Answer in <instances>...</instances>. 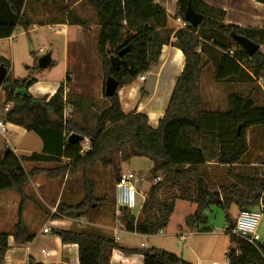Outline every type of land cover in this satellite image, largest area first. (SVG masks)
I'll return each instance as SVG.
<instances>
[{
    "label": "trees",
    "instance_id": "1",
    "mask_svg": "<svg viewBox=\"0 0 264 264\" xmlns=\"http://www.w3.org/2000/svg\"><path fill=\"white\" fill-rule=\"evenodd\" d=\"M78 1L69 0L70 3ZM254 1L264 4V0ZM86 3L94 12L92 20L73 13L67 19L71 25L89 27L95 23L100 27L97 52L104 69L103 92L108 106L99 112L93 111L91 98L71 90L69 75L49 100L34 98L29 93L37 83L30 77L9 76L1 89L6 101L14 103L3 120L37 135L42 141V152L18 156L6 148L0 154V194L16 191L22 198L13 233L0 234V264H5L10 236L17 245L35 239L23 220L24 189L33 177V172L28 173L24 168V162L65 161L62 170L74 174L79 169L88 171L96 164L119 172L121 164L133 158L151 160L152 178L162 175V181L149 190L138 216L126 209L121 212L126 231L139 235L154 236L167 229L178 200L196 206L195 212L186 219L191 230L207 225V213L212 207L229 211L235 206L240 213L264 207V162L255 161L251 168L243 162L249 152V131L264 126V105L256 104L255 90L246 96L232 93L228 96L229 110L221 113L204 110L201 94V77L210 63L214 64L220 82L261 81L264 91V54L259 51L250 58L233 39V35H238L263 46L264 29L226 24V13L202 0H178L177 18L183 19L190 6L203 16V21L198 28L176 31L168 27V14L156 0H86ZM23 4V0H0V40L12 37L18 24L27 28L21 14ZM170 45L183 53L185 66L165 116L154 129L146 115L123 112L118 92L157 66L162 49ZM125 49H129L123 57L128 70L115 72L110 57ZM206 55L209 61L203 63ZM0 65L9 69L3 59ZM110 77L117 81L118 90L107 98L105 83ZM67 108L71 109L70 119L65 118ZM72 134L90 140L89 151L82 153V144H70L68 138ZM212 165L225 170L224 179H209L208 169ZM164 190L166 196L161 198ZM98 202L93 187L88 188L80 204H60L59 214L53 218L86 217L98 210ZM236 219L226 216L227 234L230 244L235 246L226 253L228 264H264V242L253 246L232 235ZM53 234L64 245L78 246L80 264H110L114 250L141 253L144 264H191L156 248L123 249L113 238L80 230H54ZM29 264L39 263L30 260Z\"/></svg>",
    "mask_w": 264,
    "mask_h": 264
},
{
    "label": "crops",
    "instance_id": "2",
    "mask_svg": "<svg viewBox=\"0 0 264 264\" xmlns=\"http://www.w3.org/2000/svg\"><path fill=\"white\" fill-rule=\"evenodd\" d=\"M202 1L208 6L224 11L226 13V24L236 25L241 28L264 29V4L257 3L254 0ZM23 2L21 14L25 24H27V28L18 24L12 37L0 40V59H3L9 66L8 77L10 76L13 79H27L14 77L16 55L13 48V41L17 38L18 32L20 33V31H22L23 34H29L31 29L53 28L55 34L48 38L50 42L49 46L54 49V52L50 53V65L55 64L57 61L55 56L60 57L63 55L62 61L65 67H67L66 77L69 75L72 80V87L82 89L91 84L101 85L104 78V69L98 52L95 54L96 56H93L95 52L94 45H97L95 38L96 35L100 33V27L95 23H92L89 27L71 25L67 19L68 14L73 13L78 17L92 20L94 12L87 5L86 0H79L76 3H70L69 0H23ZM177 2L178 0H156V4L162 7L168 14V27L174 31L178 30V24L176 22ZM90 43L92 47H89ZM31 49L32 53L36 52L33 47ZM260 51L264 54V45L261 46ZM40 53H44V51ZM93 65L98 73L95 77L91 76ZM184 66L185 57L183 53L171 45L165 46L162 49L158 65L154 66L148 74L144 75V81H140L139 79L118 92L123 112L125 114L133 112L142 113L148 117L149 125L157 129L160 121L165 116L177 80L182 75ZM66 77L62 83L65 82ZM62 83L50 85L47 83L42 84L37 81V83L29 89V93L34 97L38 96L40 98H48L49 100L55 95ZM259 85L263 88L261 81H259ZM163 97H166V102L164 106L160 107ZM7 124L10 128L9 134L17 135L18 139L32 135V133H28L22 127L10 123ZM4 139L6 148L11 149L12 146L15 147V144L11 146L6 136ZM87 144L88 140L82 144V148ZM89 145L90 144H88V146ZM12 151L17 154L15 149ZM257 160L258 159H255V161ZM25 163L26 162H24L23 165L24 168L27 169ZM41 187L42 184L32 182V187L30 190L28 189V191H26V194L40 203V209L45 210L43 207H48L50 209V215L47 216L46 212L44 213L43 210L39 211L37 208L33 207V205L24 209V223L30 233L35 236V239L31 243L17 245L14 238L10 236L8 239L9 250L6 253L5 264H29L30 260L39 264H80L78 246L62 244L60 238L53 234L54 230H80L91 234L106 236L113 238L121 248L127 250L144 251L151 248L163 250L159 247L148 245L147 240L152 236L128 232L125 229V225L124 230L127 235L120 237L117 229L106 223V218L109 217L110 219L109 215H111L106 211L102 213L97 210L86 217L75 219L69 217L54 219L53 216L58 214L57 208L61 204L62 195H60L56 203L52 205V196H46L42 192ZM12 192L13 191H9L0 194V207L4 199L6 203L8 200L12 202L11 200L14 198ZM54 195L55 197L57 196L55 191ZM14 202L16 203V200H14ZM261 208L263 209L264 207ZM120 209L121 208L117 206L116 215L121 214L122 211ZM16 222L17 221L13 219L10 221V231L4 230L0 224V234L11 235ZM45 229H49L50 232L45 233ZM160 233L162 234V231ZM173 234H177L182 243L187 242V235L179 233ZM183 235L186 238L184 241L181 240ZM138 237H142L144 240L141 241L140 247H133V245H131L132 240ZM43 251L49 252L51 254L50 257H46L42 253ZM174 255L191 264H193V262L189 258L194 260L196 256L189 255L188 258L183 251ZM110 264H144V257L141 253L129 254L122 250H114L110 254Z\"/></svg>",
    "mask_w": 264,
    "mask_h": 264
},
{
    "label": "rangeland",
    "instance_id": "3",
    "mask_svg": "<svg viewBox=\"0 0 264 264\" xmlns=\"http://www.w3.org/2000/svg\"><path fill=\"white\" fill-rule=\"evenodd\" d=\"M39 27V26H38ZM55 34L53 28H38L37 30L31 29L29 34H23L22 31L18 32L17 38L13 41V48L16 55L15 59V74L14 77L17 78H28L39 81L42 84H58L62 83L67 74V67L63 63V55L56 57L57 63L50 65L45 69H39L38 60L43 56L50 55L54 52V49L49 46V37ZM98 35H96L95 42L97 43ZM92 44L90 43L89 47ZM97 45L95 44V52L93 56H96ZM36 50L32 53V49ZM40 49L44 53H40ZM19 50V51H18ZM91 57V55H90ZM207 55L203 57V63L209 61ZM92 77H95L98 73L95 66H92ZM105 74L103 82L101 85L91 84L85 86L82 89H76L72 87V91L81 94L85 97H89L93 101V111L99 112L108 106V102L104 97L103 86H104ZM201 94L203 96V109L225 113L229 110L228 96L232 93H239L242 96L250 94L255 90V102L258 106L264 105V91L259 85V81L256 83H227L220 82L216 78V70L213 63H210L209 67L206 68L201 77ZM68 91V90H67ZM33 96V95H32ZM34 97V96H33ZM40 98V97H34ZM6 97L4 92H0V119L6 113ZM65 118H71V109L67 108L65 112ZM7 140L15 147L12 146V150H16L18 156H29L33 153L42 152V141L41 139L32 134L29 137L17 138V135L9 134ZM88 140V139H86ZM88 144H91L88 140ZM87 144V145H88ZM85 145V146H87ZM248 145L249 152L245 155L243 162L248 165L249 168L253 167L255 159L262 160L264 162V126H258L252 128L248 133ZM6 149L5 139L0 135V154H2ZM257 160V161H258ZM26 170L28 173L33 172V177H31L28 184L25 186V201L24 209L29 206L37 208L39 211L40 203L34 198L28 196L26 191L32 187V182L42 184V192L53 198L52 205L56 203L57 198L62 195L61 204L65 206H76L80 204L86 197L87 189L93 187L94 195L98 199L99 208L98 210L103 213V211L108 212L110 216L107 217L105 221L108 225L115 227L119 233L120 237L126 236L127 233L124 230V221L120 215H116L117 205L115 201L116 194V183L123 171H132L138 177V191H139V203L143 204L146 199V195L149 190L162 181L163 176L159 175L160 180L155 182V178H152L151 169L153 167V162L147 158H133L126 163H122L119 172L116 169L110 167L105 168L101 164H96L92 169L85 171L84 169H79L76 173L70 174L68 171H63L65 166V161L62 163L53 164H34L26 162ZM208 177L211 181L215 179H224L225 170L218 168L214 165L208 169ZM57 193V196L54 195ZM13 199L6 203L3 200L2 206L0 207V224L4 230H11L10 221L13 219L17 221L18 211L20 204L22 203L21 196L13 191ZM179 195L180 193L177 192ZM166 196V190L161 191V198ZM2 198V197H1ZM16 200V203L14 202ZM1 203V199H0ZM45 210L43 212L50 215V209L48 207H43ZM261 207L254 210L261 211ZM196 210V206L185 201L178 200L176 202L175 211L171 217L170 224L167 229L162 231L156 236H152L147 240L148 245L159 247L169 253L178 254L181 251L187 255H196L195 259H191L193 264H197L203 261H216L219 264H228L226 253L229 248H235L234 245L230 244V235L226 231V216L236 219L240 211L233 206L229 211H223L217 207H212L208 211V223L206 226H200L199 229L191 230L186 225V219L188 216L193 214ZM57 213L58 208H57ZM107 214V215H108ZM134 215L139 214V210L133 212ZM262 221L260 223L258 233L261 238V243L264 242V208L262 209ZM60 219L62 217H69L66 215H59ZM75 219L76 217H69ZM77 223V222H75ZM208 229V231H204ZM216 229V231H215ZM187 235V242L182 243L177 234ZM144 239L142 237L134 238L132 240L133 247H140L141 241Z\"/></svg>",
    "mask_w": 264,
    "mask_h": 264
},
{
    "label": "built area",
    "instance_id": "4",
    "mask_svg": "<svg viewBox=\"0 0 264 264\" xmlns=\"http://www.w3.org/2000/svg\"><path fill=\"white\" fill-rule=\"evenodd\" d=\"M179 29H188L191 28L192 25L184 20V18H177L176 20ZM43 52V50H40ZM233 52H230V55H233ZM140 80L144 81L145 77L142 76ZM1 91V90H0ZM5 111L8 113L14 103L13 102H6ZM10 128L8 124L0 119V134L2 136H7L9 134ZM90 145L85 146L82 148V153H86L89 151ZM160 177L155 178V182L159 181ZM138 177L132 171H122L117 183H116V194H115V201L118 208L126 209L130 211L132 214L136 210H141L142 205L139 203V191H138ZM55 213V211H54ZM262 212L261 211H251V212H241L235 222V227L232 230V235L236 236L237 238L244 240L250 245L257 246L258 242L261 241V238L258 233V229L260 223L262 221ZM228 230V225L226 226V231ZM216 231V229H215ZM45 233H49V229L44 230ZM185 236L181 237V240H185ZM46 257H50L49 252H42ZM228 262V260H227ZM198 264H219L218 262L214 261H203L199 262Z\"/></svg>",
    "mask_w": 264,
    "mask_h": 264
},
{
    "label": "water",
    "instance_id": "5",
    "mask_svg": "<svg viewBox=\"0 0 264 264\" xmlns=\"http://www.w3.org/2000/svg\"><path fill=\"white\" fill-rule=\"evenodd\" d=\"M184 20L192 25L194 28H198L200 24L203 21V16L196 13L192 7L189 6L187 9ZM234 41L244 50V52L251 58L253 57L257 52L260 51L261 46L252 42L248 38L238 36V35H233ZM129 52V49H125L121 52H119L116 56H111L110 57V62L112 69L115 72H120V71H127L128 70V63L127 61L123 60V57ZM51 64V56L46 55L43 56L38 60V67L39 69H45L49 67ZM8 78V69L5 65H0V90L4 86L6 80ZM118 90V83L117 81L110 77L107 79L105 83V96L107 98H111L115 95V93ZM86 141V138L84 136H81L79 134H72L68 138V142L70 144H83ZM121 211L123 210L122 208L120 209Z\"/></svg>",
    "mask_w": 264,
    "mask_h": 264
},
{
    "label": "bare ground",
    "instance_id": "6",
    "mask_svg": "<svg viewBox=\"0 0 264 264\" xmlns=\"http://www.w3.org/2000/svg\"><path fill=\"white\" fill-rule=\"evenodd\" d=\"M140 81H141V80H140ZM162 100H163V101H162L160 107L164 106V103L166 102V97H163ZM160 107H159V108H160Z\"/></svg>",
    "mask_w": 264,
    "mask_h": 264
}]
</instances>
